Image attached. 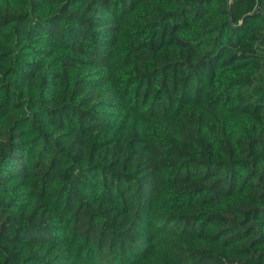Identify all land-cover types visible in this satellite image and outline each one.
I'll use <instances>...</instances> for the list:
<instances>
[{
	"label": "trees",
	"instance_id": "trees-1",
	"mask_svg": "<svg viewBox=\"0 0 264 264\" xmlns=\"http://www.w3.org/2000/svg\"><path fill=\"white\" fill-rule=\"evenodd\" d=\"M0 264H264V0H0Z\"/></svg>",
	"mask_w": 264,
	"mask_h": 264
}]
</instances>
